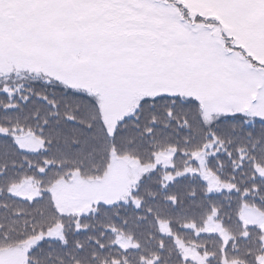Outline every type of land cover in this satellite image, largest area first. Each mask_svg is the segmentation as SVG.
Listing matches in <instances>:
<instances>
[{
    "label": "snow or ice",
    "instance_id": "obj_1",
    "mask_svg": "<svg viewBox=\"0 0 264 264\" xmlns=\"http://www.w3.org/2000/svg\"><path fill=\"white\" fill-rule=\"evenodd\" d=\"M0 264H264V0H0Z\"/></svg>",
    "mask_w": 264,
    "mask_h": 264
}]
</instances>
